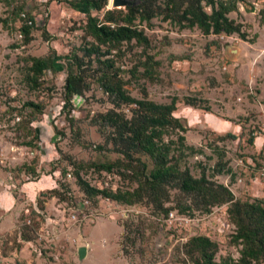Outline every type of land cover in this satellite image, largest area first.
<instances>
[{
	"label": "rangeland",
	"instance_id": "1",
	"mask_svg": "<svg viewBox=\"0 0 264 264\" xmlns=\"http://www.w3.org/2000/svg\"><path fill=\"white\" fill-rule=\"evenodd\" d=\"M70 2L0 0V199H8L7 208L0 206V264H189L185 245L197 236L217 243L218 262L238 260L242 247L232 241L236 226L228 215L230 204L210 214L172 210L165 216L154 205L125 206L89 199L82 191L75 177L79 165L84 167L80 175L99 189L134 190L137 184L122 177L125 170L129 175L127 168L98 172L92 167L126 163L96 123L114 106L94 78H87L90 88L83 97L66 100L63 58L83 56L92 42L85 31L87 14L102 19L117 9L112 0L102 12L78 11ZM228 17L242 26L245 40L238 34L205 36L197 27L181 29L157 17L140 27L150 39L148 48L133 42L113 55L133 98L142 100L145 90L158 104L178 99L174 117L186 131H170L164 140L175 142L170 158L184 154L180 170L195 178L205 170L209 180L229 187L235 200L253 202L264 200V0H245ZM26 21L34 25L29 44L21 32ZM54 54L57 72L48 71L42 87L31 89V60ZM186 98L197 105H188ZM28 102L42 105L43 113L33 114L25 108ZM136 108L125 105L120 111L131 118ZM220 153L231 173L213 178ZM134 158L153 168L146 155ZM55 190L60 197L49 195ZM169 192L166 208L178 200L191 204L178 190ZM83 246L88 254L80 261Z\"/></svg>",
	"mask_w": 264,
	"mask_h": 264
},
{
	"label": "trees",
	"instance_id": "2",
	"mask_svg": "<svg viewBox=\"0 0 264 264\" xmlns=\"http://www.w3.org/2000/svg\"><path fill=\"white\" fill-rule=\"evenodd\" d=\"M109 0H71V5L78 11L88 10L102 12ZM136 4L130 5L125 10L106 11L100 19L92 14H87L85 27L86 36L92 42L83 48V56L59 57L67 61L68 76L66 79V100L70 104L74 97H83L90 88L87 78H94L111 100L113 109L100 114L96 123L101 133L106 136L108 143H112L114 150L125 158L106 164H92L98 172H112L114 169L127 168L129 175L121 172L123 178H128L137 184L134 190L108 188L99 189L91 186L81 175L83 166L79 165L75 177L82 191L89 199H108L125 206L140 204L154 205L165 216L172 210H178L183 214H193L194 210L210 214L215 207L230 204L228 215L236 226V232L232 241L241 246V257L235 260L231 257L216 260L218 245L210 238L204 236L193 237L185 245V253L189 258V264H264V200L253 202H241L235 200L234 193L229 187L218 184L208 179L205 170L201 178H195L190 171L180 170L178 161L184 156L180 152L178 156L170 158L175 142H165L164 138L170 131L186 129L178 118L174 117L177 110V98H173L168 105L158 104L148 99L144 90L142 100L133 98L126 90V84L116 68V60L113 55L121 52L124 44L136 43L137 46L148 48L150 39L141 29L143 23L151 26L152 20L162 17L165 22L178 25L181 29L199 28L205 36L238 34L243 40L246 39L242 26L236 24L228 15L237 11L238 4L245 0H133ZM210 7L211 13L205 10ZM29 21H34L29 18ZM34 25L28 22L22 26L24 43L32 41V29ZM56 55L47 58H33L29 67L27 82L31 89L42 87L44 75L48 71L57 72L55 63ZM97 63V64H96ZM96 64L94 74L88 76L87 69ZM148 77L152 76L151 67L146 66ZM188 105L196 106L197 100L186 98ZM137 105L131 118L121 110L123 106ZM25 108L32 109L33 114L43 113V107L34 102L25 104ZM15 111V110H14ZM228 138L236 139L234 135ZM185 137H179V145L184 147ZM254 138L250 139V143ZM29 146L32 143L27 144ZM194 153L193 148H187ZM146 155L153 162V168L142 161L134 158L135 155ZM225 154L220 153L219 161L214 169L213 178L231 173L224 161ZM82 169V170H81ZM66 175V172H64ZM178 190L185 197H189L191 204L186 205L178 200L176 207H165L170 203V190ZM49 195L58 196L57 190ZM28 241V240H27Z\"/></svg>",
	"mask_w": 264,
	"mask_h": 264
},
{
	"label": "water",
	"instance_id": "3",
	"mask_svg": "<svg viewBox=\"0 0 264 264\" xmlns=\"http://www.w3.org/2000/svg\"><path fill=\"white\" fill-rule=\"evenodd\" d=\"M133 4L135 5L136 1H133V0H114V2H113V6L116 9L126 8L130 5H133ZM87 254H88V247L87 246H83V247L79 248L78 256H79L80 261H83L87 257Z\"/></svg>",
	"mask_w": 264,
	"mask_h": 264
},
{
	"label": "crops",
	"instance_id": "4",
	"mask_svg": "<svg viewBox=\"0 0 264 264\" xmlns=\"http://www.w3.org/2000/svg\"><path fill=\"white\" fill-rule=\"evenodd\" d=\"M7 198L6 199H4V197L2 198V199H0V206L3 208H7V205H6V203H7ZM1 203H2V205H1ZM3 203H5L4 205H3ZM1 209V208H0ZM2 210V209H1Z\"/></svg>",
	"mask_w": 264,
	"mask_h": 264
},
{
	"label": "built area",
	"instance_id": "5",
	"mask_svg": "<svg viewBox=\"0 0 264 264\" xmlns=\"http://www.w3.org/2000/svg\"><path fill=\"white\" fill-rule=\"evenodd\" d=\"M114 2V0H112V3ZM31 24V23H30Z\"/></svg>",
	"mask_w": 264,
	"mask_h": 264
}]
</instances>
